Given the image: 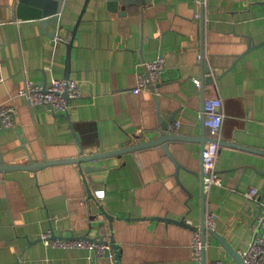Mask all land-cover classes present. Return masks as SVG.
<instances>
[{
	"label": "crops",
	"instance_id": "obj_1",
	"mask_svg": "<svg viewBox=\"0 0 264 264\" xmlns=\"http://www.w3.org/2000/svg\"><path fill=\"white\" fill-rule=\"evenodd\" d=\"M263 1L144 0L119 13L90 0L82 14L85 0H65L60 23L47 27L17 16L15 0H0V102L18 111L16 126L0 131L6 163L123 148L159 137L170 118L184 137L170 153L163 144L128 150L83 163L96 167L84 173L74 162L0 171V264H111L95 250L46 245L41 235L50 230L110 241L114 264H199L193 229L181 221L201 225L204 217L198 138L209 136L202 119L211 96L226 115L217 157L224 186L206 194L207 211L220 217L206 236L205 264H240L230 248L248 249L261 232V205L245 191L254 185L264 195ZM80 15L67 70L69 42L55 37L72 33ZM251 43L262 44L246 51ZM160 54L158 83L136 93L145 63ZM203 63L214 77L205 93ZM53 77L75 79L83 91L68 114L33 108L18 93L27 79Z\"/></svg>",
	"mask_w": 264,
	"mask_h": 264
},
{
	"label": "built area",
	"instance_id": "obj_2",
	"mask_svg": "<svg viewBox=\"0 0 264 264\" xmlns=\"http://www.w3.org/2000/svg\"><path fill=\"white\" fill-rule=\"evenodd\" d=\"M197 4H203L205 0H195ZM200 13H196L199 18ZM58 40L69 42L72 38V33L69 32L66 36L56 35ZM201 58V55H200ZM166 63L165 55L160 54L157 59L147 61L145 63L147 73L140 72L138 77V84L133 89L136 93L147 89L150 83L157 84L160 76L164 72ZM1 80V79H0ZM198 83V82H196ZM20 95L26 96L30 105L34 108L37 105H46L55 111L68 114L73 105V100L83 97L77 81L75 79L57 78L53 77L51 83H43L27 79L24 87L19 89ZM204 123L209 129V137L215 138L211 142H207L202 149L203 158V192L208 194L214 185L224 186V180L217 169V157L219 153L220 143L219 137L224 126L225 113L223 110V102L219 96H211L204 102ZM18 111L14 105L0 102V131L5 128H13L16 126ZM179 119L173 120L169 125V132L177 134L181 127ZM94 195L98 198L105 197L104 189H97ZM245 197L248 200L258 202L261 205V214L259 215V227L261 232L250 242V246L246 250L240 252L246 264H264V195L258 187L251 185L245 191ZM220 214L218 211H212L207 214L205 219V227L208 231H215ZM185 223L192 227L193 238L191 247L193 248V258L202 264L208 240L204 235L201 225H194L190 219H184ZM209 234V232L207 233ZM41 239L46 245L57 248H84L95 250L100 257H109L111 264H114V252L111 248L110 241H106L99 237H89L74 235L66 237L55 233L54 231H47L41 235ZM212 264H224L222 258L216 259Z\"/></svg>",
	"mask_w": 264,
	"mask_h": 264
},
{
	"label": "water",
	"instance_id": "obj_3",
	"mask_svg": "<svg viewBox=\"0 0 264 264\" xmlns=\"http://www.w3.org/2000/svg\"><path fill=\"white\" fill-rule=\"evenodd\" d=\"M64 1L65 0H15V9H16V13L17 16L22 17V18H27V17H38L41 19V22H43V24H45L47 27H49L51 25V23L53 21L60 23V18L62 17L63 14V8H64ZM90 0H85V6L82 10V14L84 13V11L86 10V7L88 5V2ZM103 1V0H102ZM146 1V0H145ZM150 1V0H147ZM105 2H107L108 8L112 11H116V12H123L126 13L127 12V6L133 5V4H138L140 2H144V0H105ZM264 2V1H263ZM122 7L121 11L120 8ZM202 17V24L204 26L205 23V17ZM82 18V15L79 16L78 18V22L77 25L72 29V34L74 35L76 33V30L78 28V25L80 24V19ZM62 27H64V24H62ZM73 35L71 40L68 43V59H67V70H69L70 68V63H71V56H70V52L71 49L74 45V39H73ZM262 43H251V45L248 46V48L246 49V51L260 45ZM203 82H202V88H203V92L205 93L207 91L206 86L208 84H210L211 82H213L214 77L213 75H211V70L208 66H206L205 63H203ZM67 78H69V74L67 75ZM194 83H196V81L194 80ZM204 117H205V113H203V119L202 122L204 123ZM173 121V118H170L168 121L162 123L163 124V128H162V133L159 135V137L155 138V139H149L146 141H142V142H138L129 146H124L123 148H118V149H114V150H110L107 152H97V153H89V154H81L79 156H74L72 158H54V160H44V161H37V162H28V163H23V164H9L6 163L4 161V159L2 158V156H0V171L2 170H13V169H17L19 170L20 168L23 169H37L38 167H43V166H48V165H54L56 163H79L82 171L84 173V171H90L91 169H95L96 167L94 166H90V167H83V163L86 162H90V160H94V159H99V158H104L107 157L108 155H116V154H120L123 153L125 151L128 150H136V149H142L143 147H149V146H154V145H160L163 144L165 150L170 153V146L172 145V143L177 142V140L183 139L184 137L182 135H180L179 133L174 134L169 132L168 128H169V123ZM205 124V123H204ZM200 141L203 142V144L205 145L207 142H211L212 140H215V138H211L209 136L206 135V132L204 131V133L202 134V136H200V138H198ZM219 143H223L220 139ZM254 151H256L257 149H253ZM257 152H261L264 154V151H257ZM201 189H202V194H203V211H204V217L201 223V229L203 230V233L205 236H207V233L209 232L210 234V238L213 234H215V231H208V229H206L205 227V217L206 214L209 212L207 211V208L205 206L206 204V193L203 192V180L201 183ZM182 223H185L184 221H181ZM230 252L231 254L236 258V260L238 261V263L240 264H246L244 262L243 257L241 256L240 252H238V250L236 249H232L230 248ZM202 264H205V255L202 261Z\"/></svg>",
	"mask_w": 264,
	"mask_h": 264
}]
</instances>
